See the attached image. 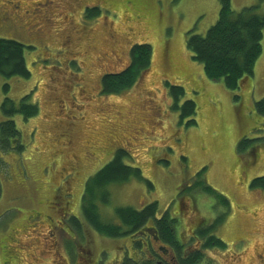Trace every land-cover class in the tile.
<instances>
[{
    "label": "rangeland",
    "instance_id": "rangeland-1",
    "mask_svg": "<svg viewBox=\"0 0 264 264\" xmlns=\"http://www.w3.org/2000/svg\"><path fill=\"white\" fill-rule=\"evenodd\" d=\"M85 5L102 11L84 21ZM258 5L264 14V0H232L235 12ZM220 9L219 0H0V38L26 47L32 75L0 76V122L6 82L10 98L32 94L40 109L29 121L14 118L24 150H0V264H94L103 249L108 264L124 245L133 253L131 238L107 239L81 213L87 180L121 148L153 188L136 180L109 186V203L97 202L104 222L118 225L119 207L158 202L159 213L179 219L176 232L185 243L202 222L220 219L215 235L229 248L206 252L203 264H264V191L250 188L252 179L264 178V119L253 111V101L264 98V44L253 83L238 98L209 81L186 46L190 32L207 34ZM135 44L152 47L151 70L133 89L105 95L102 77L127 69ZM171 87L184 90L179 108L195 103V126L181 121ZM243 134L252 142L242 153ZM202 170L230 207L195 190ZM50 200L62 209L51 216L63 226L39 229L42 217L38 228L27 227L30 214L50 215L40 209ZM177 203L183 215H176Z\"/></svg>",
    "mask_w": 264,
    "mask_h": 264
},
{
    "label": "trees",
    "instance_id": "trees-1",
    "mask_svg": "<svg viewBox=\"0 0 264 264\" xmlns=\"http://www.w3.org/2000/svg\"><path fill=\"white\" fill-rule=\"evenodd\" d=\"M178 1L175 0V2ZM219 2L221 9L218 21L205 36L190 32L187 36L186 46L193 60L203 66L205 77L209 81L220 82L231 94H237L238 98L245 90L246 82L253 83L256 65L263 55L264 14L259 13L260 5L235 12L232 9V0H219ZM100 12L101 10L98 9H89L84 15V21L95 19ZM25 54L26 47L21 43L0 38V76L5 80L13 78L29 80L32 75ZM152 56L153 49L150 45L135 44L130 52L131 62L127 69L120 73H108L102 77L103 93L108 96L118 95L133 89L151 70ZM171 90L170 93L176 102L175 110L179 112L178 110L181 109V121L187 119L188 128L195 126V103L186 101L182 108H179L178 102L185 96L184 90L179 87H171ZM3 91L5 99L1 111L4 119L0 122V150L2 152H22L24 150L22 136L14 118L20 116L25 121H29L39 116L40 109L38 104L32 103V94L26 95L16 102L8 96L9 83L4 84ZM253 111L258 117L264 118V98L254 102ZM251 142L250 139L244 137L238 144L239 152L248 151ZM130 159L132 158L125 148L115 151L108 163L87 180L81 203V213L95 232L107 239L131 238L132 241H135V244L131 245L134 255L132 252L131 255L138 254V257H130L129 253L124 254L123 260L115 264H158L155 260L148 258V252L144 251L141 241L137 242L139 238H151L146 241L153 240L154 245L155 239H157L165 248L173 252L174 264H203L206 260V252L210 250L227 251L229 248L227 243L215 235L220 219L210 226H203L204 222H202L200 226L190 232L191 241L185 243L176 232L179 219L177 216L174 217L170 210L159 213L158 202L147 204L141 209L131 206L119 207L115 210L119 224L104 222L100 218L97 202L105 205L109 203L107 192L109 186L127 184L136 180L146 182L150 189L153 188V184L144 178L141 169L127 164L126 161ZM203 171L197 175L198 183L195 190L201 188V192L218 198L226 207H230L228 199L214 191L206 183V179L201 178ZM237 171L236 176L239 175V170ZM251 189L264 190V178L252 179ZM183 191L187 192L186 187ZM176 205L178 206L177 211H179L176 212V215H183L180 204ZM73 225L79 229L80 220L74 218ZM184 231L188 230L184 229ZM196 242L199 246L193 245Z\"/></svg>",
    "mask_w": 264,
    "mask_h": 264
},
{
    "label": "flooded vegetation",
    "instance_id": "flooded-vegetation-1",
    "mask_svg": "<svg viewBox=\"0 0 264 264\" xmlns=\"http://www.w3.org/2000/svg\"><path fill=\"white\" fill-rule=\"evenodd\" d=\"M96 8H99V6L85 5L83 7L82 14L85 15V13L89 9L91 10V9H96ZM100 10L102 11V7H101ZM70 63H78V62H77V60H71L68 64H70ZM250 188H251V182H250ZM55 198H57V200H58L59 197H55ZM40 209H45L44 211L47 212V213L50 212V215L49 214H41L39 212H35V214H33V215L30 214L29 215V223L30 224H27V227L31 226L32 229L38 228V224L36 223V220H41L42 217H43V219L41 221H39V229H40V226H42L43 229H45V224L46 223H51L55 228H58V227L60 228V227L63 226V223H62L61 219L57 222L51 216V212L54 213V211H62V209H60L59 207H57L55 205V202H53L52 200H50L49 201V204H46L45 203L44 204V207L42 208V206H41ZM41 212H43V211H41ZM73 218L76 219L77 217L73 216ZM78 220H80V219H78ZM70 223L74 227V225H73V219L71 220V218H70ZM32 229L30 231H32ZM149 237H151V236H149ZM147 239L151 240V238H139V239H137V242L141 241V243L143 245V248H144V251L145 252H148L147 254L149 255L148 256L149 259L155 260L158 264H174V262H175V258L174 257L175 256H174L173 252H171L170 250H168L167 248H165L163 246V244H161L160 242H158L157 239H155V245L156 246L154 245L153 240L151 242H147L146 241ZM44 240H46V237L44 238ZM144 241H146V242H144ZM133 243L135 244V241H133ZM131 245H132V243H131ZM27 246H29V245L27 244ZM116 250H120L122 252L121 253V256H124V254L126 255L128 253L130 254V252H131L129 249H127V246L126 245H124L123 248L120 247L119 249H116ZM107 254H108L107 250L106 249H103L101 251L100 255H99V259L96 260V262L94 264H107V262H106ZM133 255H134V253H133ZM121 256L119 258H117L114 262L108 263V264H115L116 262H118L120 260H123V258ZM136 256H132L131 255L130 257H136Z\"/></svg>",
    "mask_w": 264,
    "mask_h": 264
}]
</instances>
